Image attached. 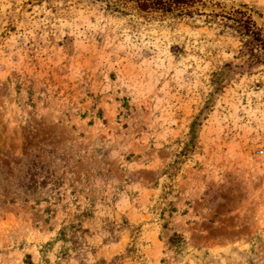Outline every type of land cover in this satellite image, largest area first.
<instances>
[{"label":"rangeland","instance_id":"rangeland-1","mask_svg":"<svg viewBox=\"0 0 264 264\" xmlns=\"http://www.w3.org/2000/svg\"><path fill=\"white\" fill-rule=\"evenodd\" d=\"M194 1L0 0V264H264V0Z\"/></svg>","mask_w":264,"mask_h":264},{"label":"trees","instance_id":"trees-1","mask_svg":"<svg viewBox=\"0 0 264 264\" xmlns=\"http://www.w3.org/2000/svg\"><path fill=\"white\" fill-rule=\"evenodd\" d=\"M141 8H152L156 10L170 11L172 8H181L184 5H192L194 0H137ZM237 22H241L240 20ZM251 19L247 18L237 26L241 27L240 32L244 35H249L251 37L250 41L255 42V44H264V38L261 36L259 31H257L253 24H251ZM169 243L175 247L179 246L180 240L177 235H173L169 238Z\"/></svg>","mask_w":264,"mask_h":264}]
</instances>
